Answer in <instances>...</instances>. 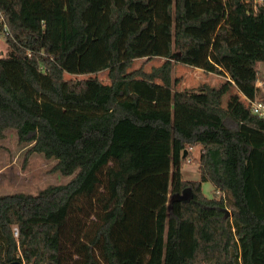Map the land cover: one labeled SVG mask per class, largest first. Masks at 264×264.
<instances>
[{
    "label": "trees",
    "instance_id": "1",
    "mask_svg": "<svg viewBox=\"0 0 264 264\" xmlns=\"http://www.w3.org/2000/svg\"><path fill=\"white\" fill-rule=\"evenodd\" d=\"M0 11V139L13 129L25 156L70 176L0 195V264H264V116L248 102L264 0L256 12L253 0H0ZM156 54L159 65L132 68ZM175 63L227 79L196 96L176 88ZM100 71L108 81L87 95L76 76ZM230 84L239 95L223 107ZM189 159L196 180L183 177Z\"/></svg>",
    "mask_w": 264,
    "mask_h": 264
},
{
    "label": "rangeland",
    "instance_id": "2",
    "mask_svg": "<svg viewBox=\"0 0 264 264\" xmlns=\"http://www.w3.org/2000/svg\"><path fill=\"white\" fill-rule=\"evenodd\" d=\"M6 47L3 38L0 37V50L5 51ZM163 59V54L153 55L147 60L145 58L136 59L132 63V68L143 65L145 70H149L151 67L159 65ZM256 67L258 71L257 82L260 84L257 97L261 98L264 95V61H257ZM172 76L179 78L176 88L179 90H192L196 96L202 95L199 87L203 83L218 86L227 79L225 76L205 73L201 69L180 63L173 65ZM65 77L68 78L71 75L65 74ZM76 78L89 81L87 95L93 93L98 81H108L106 71L79 75ZM237 98V90L234 85L230 84L227 93L220 98V103L223 107H229ZM26 148L27 146L17 142L13 129L6 130L5 137L0 139V195L15 192L35 194L50 184L65 183L69 180L70 176H63L51 170L55 164L54 159L46 158L41 153H32L25 156ZM199 150L198 145L194 146L191 150L192 156L197 158ZM194 161L189 159L184 163L182 167L184 178L192 180L198 178L197 165ZM201 190L204 196L210 198L213 195L214 187L209 181H204L201 184Z\"/></svg>",
    "mask_w": 264,
    "mask_h": 264
},
{
    "label": "built area",
    "instance_id": "3",
    "mask_svg": "<svg viewBox=\"0 0 264 264\" xmlns=\"http://www.w3.org/2000/svg\"><path fill=\"white\" fill-rule=\"evenodd\" d=\"M262 3H263V0H253L254 12L257 11L258 5H261ZM7 35H9V28L5 22L4 14L0 11V37H2L4 40ZM5 52H6V49H5V51L0 50V56L4 55ZM259 85L260 84H258V82H256V86L259 87ZM248 102H249V106L251 108V111L253 113H255L259 116H264V102L261 98L256 97V98L251 99V100L248 99ZM12 231H13V235L15 237H17L18 230H17L16 226L12 227Z\"/></svg>",
    "mask_w": 264,
    "mask_h": 264
},
{
    "label": "water",
    "instance_id": "4",
    "mask_svg": "<svg viewBox=\"0 0 264 264\" xmlns=\"http://www.w3.org/2000/svg\"><path fill=\"white\" fill-rule=\"evenodd\" d=\"M186 151L184 150V153H185ZM184 155V154H183ZM10 264H21L19 261H13V262H11Z\"/></svg>",
    "mask_w": 264,
    "mask_h": 264
},
{
    "label": "crops",
    "instance_id": "5",
    "mask_svg": "<svg viewBox=\"0 0 264 264\" xmlns=\"http://www.w3.org/2000/svg\"><path fill=\"white\" fill-rule=\"evenodd\" d=\"M196 69H199V68H196ZM237 94L239 95V92L237 91Z\"/></svg>",
    "mask_w": 264,
    "mask_h": 264
}]
</instances>
